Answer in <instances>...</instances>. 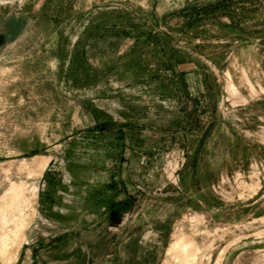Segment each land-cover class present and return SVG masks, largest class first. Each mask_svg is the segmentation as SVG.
<instances>
[{
    "label": "rangeland",
    "instance_id": "1",
    "mask_svg": "<svg viewBox=\"0 0 264 264\" xmlns=\"http://www.w3.org/2000/svg\"><path fill=\"white\" fill-rule=\"evenodd\" d=\"M0 264H264V0H0Z\"/></svg>",
    "mask_w": 264,
    "mask_h": 264
},
{
    "label": "flooded vegetation",
    "instance_id": "2",
    "mask_svg": "<svg viewBox=\"0 0 264 264\" xmlns=\"http://www.w3.org/2000/svg\"><path fill=\"white\" fill-rule=\"evenodd\" d=\"M0 42H1V45L4 43V41H3L2 39H0ZM1 45H0V46H1Z\"/></svg>",
    "mask_w": 264,
    "mask_h": 264
}]
</instances>
